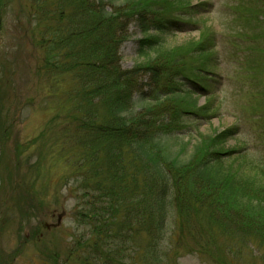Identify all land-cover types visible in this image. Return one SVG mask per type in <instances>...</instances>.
<instances>
[{"label":"rangeland","instance_id":"obj_1","mask_svg":"<svg viewBox=\"0 0 264 264\" xmlns=\"http://www.w3.org/2000/svg\"><path fill=\"white\" fill-rule=\"evenodd\" d=\"M136 3L147 5L146 33L139 17L124 14ZM0 4V264H55L56 256L61 263L67 261L73 241L89 235L88 227L76 221L81 202L69 193L74 165L62 156L67 138L78 136L69 121L74 114L69 94L75 82L69 75L50 78L39 71V30L34 35L37 23L30 14L34 0ZM118 7L119 18L128 24L127 40L119 46L122 68L143 69L139 82L149 100L156 93L167 97L159 100L156 119L168 125L170 151L187 161L196 148L200 157L215 145L208 143L216 135L231 130L233 136L216 146L239 152L225 166L236 171L239 180L260 184L264 0H124ZM155 20L171 23L173 31L156 32ZM150 37L159 46L145 49L143 56L140 41ZM147 66L160 73L157 83ZM186 77L199 80L205 89L193 92L201 110L167 96L169 88L187 94ZM175 214L170 215L163 241V248L175 242L167 264H264V253L254 242L242 246L238 234L231 238L218 229L211 235L202 230L211 244L207 238L195 243L188 235L179 241ZM205 215L193 217L192 227L207 229ZM136 239L135 246L141 248L144 236Z\"/></svg>","mask_w":264,"mask_h":264},{"label":"trees","instance_id":"obj_2","mask_svg":"<svg viewBox=\"0 0 264 264\" xmlns=\"http://www.w3.org/2000/svg\"><path fill=\"white\" fill-rule=\"evenodd\" d=\"M121 1L34 0L31 5L42 53L39 71L50 78L69 75L75 82L69 121L78 136L67 138L62 156L74 165L69 193L81 202L76 221L89 229L88 238L73 241L67 261L60 263L56 256L54 263L167 264L176 250L174 241L163 248L174 211L179 241L188 235L195 243L204 238L210 243L211 231L218 229L231 238L238 234L242 246L254 242L264 253V180L243 182L225 166L239 152L216 146L233 136L231 130L218 134L208 143L215 145L200 157L196 148L187 161L170 151L168 125L156 119L158 102L167 97L156 93L149 100L139 82L143 69L124 70L121 65L119 46L128 37V24L117 8ZM143 6L136 3L124 14L139 17L146 33ZM172 26L155 20L153 30L173 31ZM140 43L143 56L145 49L159 46L155 37ZM145 70L159 81L154 68ZM183 86L187 94L169 88L167 96L198 107L196 86ZM200 213H206L207 229L192 227ZM141 236L144 245L137 248L136 237Z\"/></svg>","mask_w":264,"mask_h":264},{"label":"water","instance_id":"obj_3","mask_svg":"<svg viewBox=\"0 0 264 264\" xmlns=\"http://www.w3.org/2000/svg\"><path fill=\"white\" fill-rule=\"evenodd\" d=\"M61 223V218L59 219V224Z\"/></svg>","mask_w":264,"mask_h":264}]
</instances>
